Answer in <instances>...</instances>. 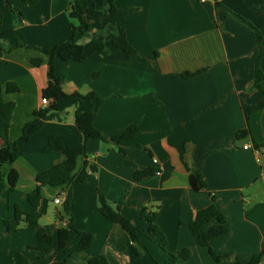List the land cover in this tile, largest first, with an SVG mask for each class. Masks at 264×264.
Here are the masks:
<instances>
[{
	"label": "crops",
	"instance_id": "1",
	"mask_svg": "<svg viewBox=\"0 0 264 264\" xmlns=\"http://www.w3.org/2000/svg\"><path fill=\"white\" fill-rule=\"evenodd\" d=\"M9 1L11 6L0 0V86L12 82L19 92L5 96L15 103V110L7 134L0 138V149L17 143L13 167L19 180L15 192L8 195L4 179L8 165L0 167V264H86L97 256H104L109 264H151L143 239L154 246L159 243L148 234L149 224L140 216L143 207L158 209L157 226L167 251L156 252L161 262L168 264L170 255L187 249L189 258L175 264H232L235 260L245 264L260 253L259 264H264V149L254 147L264 144V109L248 120L245 114L262 101L264 81L260 90L253 87L258 55L254 33L224 11L256 28L264 51V0H216L219 8L214 0H115L113 15L102 13L104 0L90 2L85 13L90 31L78 35L75 43L100 41L112 50L111 35L121 26L136 55L121 61L95 53L82 62H55L64 95L94 93L103 101L93 124L107 142L85 143L86 157L78 160L74 174L82 173L84 162L94 166L95 172L87 170L85 182L71 189L75 227L93 236L91 247L82 252L75 250L76 236L57 249V231L64 224L60 212L49 216L44 198L38 208H32L26 195L34 190L40 173L64 160L61 153L43 152L48 137L59 135L66 147L82 145L74 112L93 111L96 101L84 99L76 107L78 97L61 98V121H48L28 141L18 140L34 112L49 105L41 103L48 58L40 51L67 40L69 3L86 0H40L31 7L21 0ZM33 59L41 64L34 67ZM261 69L264 73V54ZM197 72L201 74L183 77ZM131 125L139 130L135 139L119 144L109 141ZM246 129L249 135L237 139L236 134ZM247 143L252 148L242 149ZM159 167L160 175L139 182L133 178L138 171L155 172ZM192 168L203 177L202 192L190 188ZM63 191L67 190L43 188V195L53 192L49 199L53 204ZM97 191L111 203H123L121 214L141 233L138 256L130 251L128 234L99 212ZM212 204L224 216L227 229L210 242L209 249L223 257L218 263L209 249L195 244L189 231L197 212ZM15 205L40 213L39 228L6 234L3 221L12 219ZM38 234L52 238L51 252L37 250Z\"/></svg>",
	"mask_w": 264,
	"mask_h": 264
},
{
	"label": "trees",
	"instance_id": "2",
	"mask_svg": "<svg viewBox=\"0 0 264 264\" xmlns=\"http://www.w3.org/2000/svg\"><path fill=\"white\" fill-rule=\"evenodd\" d=\"M9 6L11 2L5 0ZM92 0H86L83 3L78 1H71L67 9L69 20L71 21L68 31L69 37L63 43L52 47L49 50H41L40 52L47 56V86L42 91V99L49 101L47 108L34 112L33 120L25 125L21 131L19 142L28 141L34 134L39 132L46 122L51 120L61 121L60 109L58 102L61 98L74 99L79 98L75 103L76 107L81 103V100L92 99L96 101L95 110L90 112H79L77 109L74 112V125L79 130L83 137V144L76 147L64 146L59 135L53 134L48 137L46 145L43 149L44 153L58 152L64 156V160L42 173L36 178V186L33 191L27 193L26 199L32 208H38L41 200L43 199V188H65L67 190V197L64 203L61 205L64 216L60 218L62 226L57 231V249H63L69 242L71 236H76L78 242L75 250L82 252L91 247L93 243V236L89 233L79 231L73 222L70 214V199L72 186L84 183L86 171L95 172V168L84 162L82 173L76 175L74 171L77 167L78 160L86 157L85 143L88 140H98L101 142H107L103 135L94 127V118L103 105V101L97 97L94 93H90L86 96L71 95L66 96L61 89V79L56 75L55 62L57 60L62 62H82L87 60L95 53H104L111 60L126 61L136 55V50L129 44L125 30L121 26H116L111 35L112 50H108L103 42L90 41L85 45H79L75 43V39L78 35H85L90 31V25L88 24L85 13L89 11L88 6ZM215 1L216 7H221L219 3ZM25 6H35L39 4L40 0H21ZM102 13L104 15H113L116 13L115 0H104L101 6ZM11 11H13L11 9ZM224 11L228 16L235 21L243 24L249 28L255 37V42L258 47V55L255 60L254 74L255 81L253 87L260 90V83L264 81V73L261 69V60L264 54L262 46V35L254 28L248 21L242 17L233 14L229 10L224 8ZM2 20V14L0 13V24ZM17 46L23 47L21 43H17ZM31 64L34 67H38L41 64L40 59L31 60ZM201 72L184 74L185 78H193L200 75ZM19 92V88L15 83L7 82L0 86V138L4 137L9 128L12 120L13 112L15 110V103L6 101V95H13ZM264 109V96L262 101L254 107L246 110V119L248 120L250 115ZM139 134L137 126L131 125L123 132L109 139V141L119 144L123 141H131ZM249 135V130H243L236 134L237 139L246 138ZM255 149H264V144H254ZM18 158L17 143H9L4 148L0 149V167L2 165H8V169L4 173V179L6 182V192L8 195L15 192L17 183L19 180V174L13 167ZM154 175V171H138L134 173L133 178L136 182L141 181L143 178ZM190 188L194 192H202L205 189V182L199 170L196 168L191 169L189 175ZM213 200V199H212ZM97 203L99 212L101 215L118 225L125 233L128 234L131 247L130 251L133 255L138 256L140 254L139 236L140 231L121 214V207L123 203H111L105 196L97 191ZM140 216L146 220L149 224L148 234L155 237L162 250L166 248V239L157 226L158 209L152 211L147 207H143L140 210ZM41 214L35 211L25 212L18 205L13 207V217L11 220L3 221L5 233L11 235L15 232L22 230H36L40 226ZM214 225L208 227L210 224ZM189 231L193 237L195 244L199 247H210V242L218 237L223 236L226 229V220L217 207L212 204L207 208L197 212L195 218L189 224ZM53 248V240L48 235L38 234L37 250L42 253H49ZM190 252L187 249H183L174 255H170L168 263L175 264L179 260H187ZM209 255L215 262H220L223 257L216 256L210 249ZM263 257V253L253 256L245 264H259ZM86 264H109L104 256H97L87 261ZM232 264H242L235 260Z\"/></svg>",
	"mask_w": 264,
	"mask_h": 264
},
{
	"label": "rangeland",
	"instance_id": "3",
	"mask_svg": "<svg viewBox=\"0 0 264 264\" xmlns=\"http://www.w3.org/2000/svg\"><path fill=\"white\" fill-rule=\"evenodd\" d=\"M9 9H10V7H9ZM53 197H54V193L53 192H49V196L46 195V194L43 195V198L45 200V205H47V207H48L47 208L48 209L47 213H48L49 216H53L58 211V212H60V215L63 217L64 216V212H63L62 207L53 205L52 202L49 200L50 198L52 199ZM143 241L145 242V244L147 245V247L149 248L150 253H151V255H150L151 258H150V256H146L147 259H148L147 261H149L151 264L152 263L156 264V262L159 263V264H166L165 262H161L162 260L161 259L159 260V257L156 254V252L157 253H160L162 251L164 252L166 250V248L164 250H162L160 248V246H157V245H156L157 246V248H156V246H154L148 239H143ZM165 252H167V251H165ZM168 264H170V263H168Z\"/></svg>",
	"mask_w": 264,
	"mask_h": 264
},
{
	"label": "built area",
	"instance_id": "4",
	"mask_svg": "<svg viewBox=\"0 0 264 264\" xmlns=\"http://www.w3.org/2000/svg\"><path fill=\"white\" fill-rule=\"evenodd\" d=\"M201 1L204 2L205 0H201ZM41 103H42V105H48V104H49V101L46 100V99H41ZM249 148H252V146H251L249 143L243 145V147H242V149H244V150H248ZM152 162H153V164H155V165H158V164H159V163L157 162V160H155V159H154ZM160 171H161V168L159 167V168L154 172V174H155V175H160ZM66 197H67V191H63V192H61L57 197H55V198L53 199V204L56 205V206H61V205L64 203Z\"/></svg>",
	"mask_w": 264,
	"mask_h": 264
},
{
	"label": "water",
	"instance_id": "5",
	"mask_svg": "<svg viewBox=\"0 0 264 264\" xmlns=\"http://www.w3.org/2000/svg\"><path fill=\"white\" fill-rule=\"evenodd\" d=\"M79 45H85V43H81V44H79Z\"/></svg>",
	"mask_w": 264,
	"mask_h": 264
}]
</instances>
